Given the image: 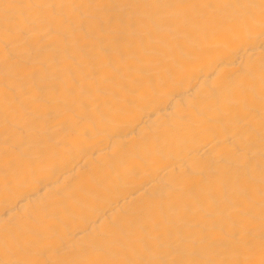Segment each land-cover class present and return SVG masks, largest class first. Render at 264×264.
<instances>
[{
  "label": "bare ground",
  "instance_id": "1",
  "mask_svg": "<svg viewBox=\"0 0 264 264\" xmlns=\"http://www.w3.org/2000/svg\"><path fill=\"white\" fill-rule=\"evenodd\" d=\"M0 264H264V0H0Z\"/></svg>",
  "mask_w": 264,
  "mask_h": 264
}]
</instances>
